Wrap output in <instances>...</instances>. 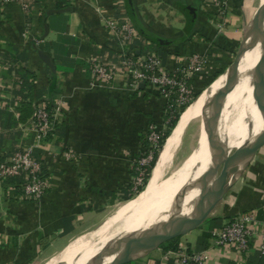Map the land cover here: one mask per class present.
<instances>
[{
    "label": "crops",
    "instance_id": "1",
    "mask_svg": "<svg viewBox=\"0 0 264 264\" xmlns=\"http://www.w3.org/2000/svg\"><path fill=\"white\" fill-rule=\"evenodd\" d=\"M238 1L226 0L222 19L202 0H34L30 10L13 4L0 13V161L34 141L25 125L35 105L54 114L45 144L33 149L52 176L45 194L27 200L0 186V264H36L67 242L64 248L85 238L116 195L134 188L130 171L138 170L140 150L149 146L148 130L160 135L173 116L175 110L149 83L130 88L119 71L109 82L92 78L91 60L118 61L119 44L105 19L129 18L132 12L146 32L170 40L156 44L138 31L134 39L138 50L153 45L168 67L178 54L204 55L205 69L191 80L200 93L213 81L205 85L212 70L227 62L244 37ZM183 3L195 14L192 30L178 6ZM65 148L75 152L74 161L59 159ZM252 209L258 221L264 220V144L208 216L215 218L213 225L204 222L185 234L181 247L205 250L204 264H264L255 249L240 263L212 244L214 231ZM258 240L254 235L252 244ZM170 250L152 248L129 264H173Z\"/></svg>",
    "mask_w": 264,
    "mask_h": 264
},
{
    "label": "bare ground",
    "instance_id": "2",
    "mask_svg": "<svg viewBox=\"0 0 264 264\" xmlns=\"http://www.w3.org/2000/svg\"><path fill=\"white\" fill-rule=\"evenodd\" d=\"M258 18L260 23L254 21L248 29H254L247 33L249 47L241 54L238 75L232 76L228 84L229 93L219 119L218 132L227 148L231 149L247 144L263 127L260 114L264 110V80L262 77H254L251 73L259 56L264 52V14ZM223 82L224 76H221L197 98L194 97L196 100L180 116L176 129L174 128V133L167 139L157 166L140 197L136 201L120 204L100 226L77 242L76 249L63 250L51 264H102L103 261L110 260L112 255L105 251L118 248L123 235L148 227L174 213H179L178 216L184 220L193 217L201 201V176L207 165L211 166L210 156L216 148L206 129L213 118V95ZM200 118L202 122L198 145L192 156L183 164L185 174L180 172L176 182L175 179L166 181L167 176L173 175L174 172L166 175L165 170L169 168L171 160L182 146L187 130L198 123Z\"/></svg>",
    "mask_w": 264,
    "mask_h": 264
},
{
    "label": "built area",
    "instance_id": "3",
    "mask_svg": "<svg viewBox=\"0 0 264 264\" xmlns=\"http://www.w3.org/2000/svg\"><path fill=\"white\" fill-rule=\"evenodd\" d=\"M34 0H0V13L10 5L18 4L23 10H30ZM204 8H211L216 19H222L226 0H202ZM105 25L119 44L117 65H109L100 59L90 62L92 78L97 82H109L119 71L126 78L130 88L137 89L140 84L149 83L162 94L169 109L181 108L193 97L192 78L199 75L206 66V57L199 52L174 56L176 64L168 67L162 62L155 47L138 50L134 45L137 30L129 18L119 19L115 16L105 19ZM54 126V114L44 105L37 104L25 127L33 134L34 141L23 145L20 149L0 161V186L5 187L9 196L16 195L27 200L41 198L50 185L52 176L46 172L48 168L42 160L33 156L35 146L45 144L47 136ZM149 150L147 156L152 157L158 147V134L154 129L147 132ZM152 152V154H151ZM59 159L74 161L75 152L69 148L61 150ZM212 244L224 248L243 263L253 250H257L264 258V220L256 219L254 209L235 214L218 231L212 233ZM259 236L253 245L252 238ZM173 264H204L205 250H189L177 247L169 251Z\"/></svg>",
    "mask_w": 264,
    "mask_h": 264
},
{
    "label": "water",
    "instance_id": "4",
    "mask_svg": "<svg viewBox=\"0 0 264 264\" xmlns=\"http://www.w3.org/2000/svg\"><path fill=\"white\" fill-rule=\"evenodd\" d=\"M130 21L136 30L145 38L156 44H166V40L157 35L146 32L137 22L134 14L130 12ZM250 27L248 25L247 29ZM246 31V30H245ZM249 47L247 33L240 44V53L217 77L210 83L212 85L218 78L224 76V82L217 88L212 98L211 113L212 121L207 127L208 137L214 142L216 148L212 153L211 166L203 172L201 176L200 192L201 201L197 210L190 220H184L178 216L179 213L168 215L164 220H158L152 225L132 231L120 238V245L116 249H109L111 259L102 264H127L137 257L145 254L152 248L159 247L162 243L186 234L200 226L210 215L217 203L224 197L225 193L240 178L249 162L256 155L257 151L264 144V110L260 114L263 127L252 140L242 147L227 148L224 140L218 132V124L221 116L224 101L229 93L228 84L231 77L238 75V67L241 54ZM42 58L47 61L44 54ZM254 77H262L264 80V52L259 56L258 61L251 70ZM218 104H220L218 106ZM181 114L179 115L180 118ZM179 118L173 127L171 133L176 127ZM169 134V136L171 135ZM233 169V171H232ZM150 247V248H149ZM57 264H75L59 262Z\"/></svg>",
    "mask_w": 264,
    "mask_h": 264
},
{
    "label": "rangeland",
    "instance_id": "5",
    "mask_svg": "<svg viewBox=\"0 0 264 264\" xmlns=\"http://www.w3.org/2000/svg\"><path fill=\"white\" fill-rule=\"evenodd\" d=\"M239 2V8L240 10L244 11V14H245V20H244V26L242 27V33L246 32V33H251V31H253L252 29L251 30H248L246 27L247 24L249 23L250 26L251 24L254 22V21H258L259 22V18L260 16H262V13L264 14V1L263 0H241V1H238ZM253 16V17H252ZM260 23V22H259ZM248 24V25H249ZM246 29V31H245ZM250 31V32H249ZM242 42V39L240 41H237L236 44L234 45L233 49L231 50L230 52V55L228 56L227 58V62H224L223 64H221L218 68H214L212 70L213 75L210 76L207 80V82L205 83V85H207L208 83H210L212 80L214 81V79H216V77L220 74L219 71L221 70V72L232 62L236 59L237 55L240 53V44ZM219 73V74H218ZM209 81V82H208ZM210 84L207 86L209 88ZM204 87V86H203ZM206 87V88H207ZM205 88V89H206ZM207 88V89H208ZM204 89V90H205ZM203 90V91H204ZM203 91L201 93H203ZM198 93V90L197 92L195 91L194 94H193V97L195 94ZM200 93V94H201ZM193 97L191 98V100L193 99ZM190 100V101H191ZM196 100V99H195ZM194 100V101H195ZM193 101V102H194ZM192 102V103H193ZM191 103V104H192ZM190 104V105H191ZM186 105V104H185ZM176 112H180V108H178L176 110ZM184 112V111H183ZM182 112V114H183ZM181 114V115H182ZM201 122H202V119L200 118L199 119V122L195 123L194 125H192L188 130L187 132L185 133V136L183 138V141H182V146L178 149V152L176 153L175 157L171 160V163L169 165V168L166 171V175L168 173H172V171L174 172L173 175L171 176H167V179L166 181L168 180H172V179H175L174 181L176 182L177 181V178H178V175L179 173H183L185 174L184 172V168L185 165L183 166L184 162L186 159L190 158L193 154V151L194 149L197 147L198 145V141H199V133H200V127H201ZM168 124L166 125V127L164 128V130H166L168 127ZM176 129V128H175ZM175 129L173 130V133L175 131ZM164 130H162L161 134L159 135L158 133V140L160 139V137L162 136ZM170 138V137H169ZM166 145V144H165ZM165 147V146H164ZM163 147V149H164ZM149 148V146L147 147ZM151 149V148H150ZM149 149V150H150ZM143 151L140 150L141 154L139 155L138 157V161L139 164H138V170L136 172H134V170L130 171L131 172V177L133 178V186L134 188L128 192H119V194L116 195V200L114 202L113 205L109 206L105 212L103 213V216H101V218L95 223L93 224L90 228H88L87 231H90V230H94L95 228H97L98 226H100V224L105 221L107 218L110 217V215L117 209V207L120 205V204H123V203H126L128 201H136L140 195L145 191L146 187H144L146 181L144 182V174H145V171H146V168L148 167V165L151 163V160H152V157L150 155V157H148L147 155H144V151L146 150V152L149 150L148 149H142ZM152 150V149H151ZM147 152V154H148ZM162 152V151H161ZM152 154V152H151ZM161 154V153H160ZM160 156V155H159ZM159 158V157H158ZM137 164V163H136ZM179 169H178V167ZM177 167V168H176ZM156 168V167H155ZM176 170V171H175ZM233 171V169H232ZM152 175V174H151ZM169 177V178H168ZM151 178V176H150ZM131 179V178H130ZM150 180V179H149ZM148 184V183H147ZM211 216V215H210ZM209 218V217H208ZM207 220V219H206ZM205 220V221H206ZM204 221V222H205ZM204 222L198 227V228H203L204 226H206V224L204 225ZM195 229L196 231L199 230V229ZM86 231V230H85ZM86 231V232H87ZM194 231V232H196ZM82 233V232H81ZM85 233V232H84ZM83 234V233H82ZM187 234V233H186ZM81 235V234H80ZM77 236H79L77 234ZM76 236V237H77ZM188 235H181V236H178L177 239H176V244L177 246H185V241L188 240L187 238ZM74 238H76L75 236H73ZM73 238V239H74ZM73 239H71L70 241H72ZM80 240V239H79ZM79 240H74L72 241L66 248H64V246H66V243L57 253H55L50 259L48 258V260H43L39 263H36V264H51V261L59 254L61 253L63 250H66V249H76L78 247L77 245V242ZM72 246V247H71ZM64 248V249H63ZM46 261V262H45ZM45 262V263H44Z\"/></svg>",
    "mask_w": 264,
    "mask_h": 264
},
{
    "label": "trees",
    "instance_id": "6",
    "mask_svg": "<svg viewBox=\"0 0 264 264\" xmlns=\"http://www.w3.org/2000/svg\"><path fill=\"white\" fill-rule=\"evenodd\" d=\"M181 10L184 12V15L186 17V20L188 22V26L190 27V29L192 30L193 28V25H194V21L196 19L195 17V14H193L192 12V8L191 6H188L186 4L183 3V5H178ZM188 27V31L186 34H189L191 32V30L189 29ZM219 73H221V70L219 71ZM218 73V74H219ZM201 93V92H200ZM200 93L198 94H195L194 97L197 98ZM193 97V98H194ZM194 98V100H195ZM193 100V101H194ZM193 101H189L188 103H186V105L184 104L181 108H180V112H176L174 111L173 113V116L170 118L169 122H168V128L166 130H164L162 136L160 137L159 141H158V147L154 150V153L152 155V160H151V163L148 165V167L146 168V171H145V174H144V182L146 181L144 187H146L147 183L149 182V179H150V176L153 172V170L155 169V167L157 166V163H158V157L161 153V151L163 150V147L167 141V139L169 138V133L171 131V129L173 128V126L175 125L178 117H179V114H182L183 111H185L189 106L190 104L193 102ZM182 116V115H181ZM180 119V118H179ZM179 122V121H178ZM178 124V123H177ZM177 126V125H176ZM167 137V138H166ZM166 138V139H165ZM165 140V141H164ZM164 142V143H163ZM162 146V147H161ZM160 149V150H159ZM159 150V152H158ZM215 222V218H207V220L205 221V223H209L211 225H213V223ZM176 238L174 239H171L167 242H164L162 243L159 247L162 248L163 250H168V249H177V244H176ZM130 263V262H129ZM127 263V264H129Z\"/></svg>",
    "mask_w": 264,
    "mask_h": 264
}]
</instances>
